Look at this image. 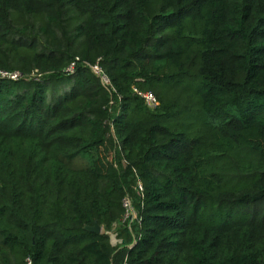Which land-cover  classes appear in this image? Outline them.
<instances>
[{"label":"trees","instance_id":"trees-1","mask_svg":"<svg viewBox=\"0 0 264 264\" xmlns=\"http://www.w3.org/2000/svg\"><path fill=\"white\" fill-rule=\"evenodd\" d=\"M0 72V264H264V0H0Z\"/></svg>","mask_w":264,"mask_h":264},{"label":"built area","instance_id":"built-area-1","mask_svg":"<svg viewBox=\"0 0 264 264\" xmlns=\"http://www.w3.org/2000/svg\"><path fill=\"white\" fill-rule=\"evenodd\" d=\"M93 71L99 75L102 74V68L98 65L93 66L92 67ZM70 72H73L75 70V64H72L69 69ZM0 76L5 77V76H9L13 79L18 77V74H8L5 72H0ZM103 82L105 83V85H110V81L107 77L103 76ZM135 92H138V90L135 88L134 89ZM147 101V103L149 104L150 107L155 108L156 106H158V102L157 99L155 98V96L151 93V92H147V93H142L141 94ZM139 190L142 191V185L139 184ZM123 205L125 208V214L123 215V217L121 218V221L123 222H132V221H137L138 220V213L136 210L135 205L133 204V202L130 199V196H126L125 199L123 200Z\"/></svg>","mask_w":264,"mask_h":264},{"label":"rangeland","instance_id":"rangeland-1","mask_svg":"<svg viewBox=\"0 0 264 264\" xmlns=\"http://www.w3.org/2000/svg\"><path fill=\"white\" fill-rule=\"evenodd\" d=\"M131 191L129 192V196L133 204L136 206L137 201L140 196V190L137 188V183L133 181L130 186ZM136 224V220L132 222H123L119 221L112 230L109 231L112 242L115 247H119L122 243L126 242L125 239L128 238V234L134 232V226Z\"/></svg>","mask_w":264,"mask_h":264},{"label":"water","instance_id":"water-1","mask_svg":"<svg viewBox=\"0 0 264 264\" xmlns=\"http://www.w3.org/2000/svg\"><path fill=\"white\" fill-rule=\"evenodd\" d=\"M86 229L96 233H101L103 231V228L98 223H96L93 227L88 226Z\"/></svg>","mask_w":264,"mask_h":264},{"label":"crops","instance_id":"crops-1","mask_svg":"<svg viewBox=\"0 0 264 264\" xmlns=\"http://www.w3.org/2000/svg\"><path fill=\"white\" fill-rule=\"evenodd\" d=\"M131 244H129V246H130ZM123 246V243H122V245L120 246V247H122Z\"/></svg>","mask_w":264,"mask_h":264}]
</instances>
